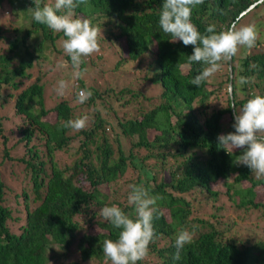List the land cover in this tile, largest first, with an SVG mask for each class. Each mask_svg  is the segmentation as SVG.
<instances>
[{
	"label": "trees",
	"instance_id": "obj_1",
	"mask_svg": "<svg viewBox=\"0 0 264 264\" xmlns=\"http://www.w3.org/2000/svg\"><path fill=\"white\" fill-rule=\"evenodd\" d=\"M22 1L23 13L10 16L15 25L6 22L3 29L0 17V132L6 110L13 111L21 117L17 129L26 149L16 159L22 171L14 172V158L2 148L0 164L10 166L7 172L11 177L4 182L0 170V264H105L102 242L115 240L119 230L104 221L98 209L116 204L134 217V206L127 201L131 184L143 185L150 195L161 198L153 219L156 238L147 257L137 264H264V240L241 243L223 235L209 220L189 218L185 194L198 190L214 198L220 190H212L211 184L218 180L236 207L260 209L264 214V200L259 198V190L264 192V178L233 162L239 150L231 155L218 150V134L234 131L229 107L232 100L227 94L226 107L205 112V101L213 89L208 81L199 87L190 83L203 65L189 64L193 46L171 42L162 32L158 23L162 0H88L87 5L76 9L78 16L101 29L99 42L106 45L103 55L116 53V65L130 60L138 64L143 55L156 63L161 87L157 103L135 106L131 114V103L138 93L129 86L113 91L78 84L70 57L62 48L63 33H54L36 22L33 0ZM45 1L42 4L53 2ZM260 1L204 0L193 9L192 22L201 33L208 24H215L219 31ZM256 45L264 46V41ZM57 67L71 72L67 76L76 82V92L80 85L91 90V98L80 104L74 92L71 97L76 105L68 98H59L51 108L45 107L39 79L45 70L51 72ZM231 70L234 95L237 90L246 95L235 97L237 108L255 95H264V49H242L238 59H231ZM240 76L254 77V81L241 86ZM65 77L55 76L53 80ZM224 81H228L227 72ZM109 95L119 99L116 110L96 109L99 100ZM142 96L148 101L152 98ZM76 108L84 111L77 113ZM224 113L229 124L221 121ZM85 115V129L63 127L67 120ZM37 139L43 141L42 150L29 144ZM62 151L68 159L60 157L58 152ZM25 178L30 181L29 192L20 185ZM242 181L248 185H240ZM100 186L109 187V191H102ZM14 203L20 204L16 211ZM13 222L15 229L10 227ZM90 224L99 231H85ZM82 229L85 232H79ZM181 229L190 231L193 240L181 251L180 260H173L175 237ZM71 248L76 259L66 261Z\"/></svg>",
	"mask_w": 264,
	"mask_h": 264
},
{
	"label": "clouds",
	"instance_id": "obj_2",
	"mask_svg": "<svg viewBox=\"0 0 264 264\" xmlns=\"http://www.w3.org/2000/svg\"><path fill=\"white\" fill-rule=\"evenodd\" d=\"M87 2L88 0H53L52 3L42 4V0H33V19L54 33H63L65 39L62 48L70 57L74 78H81L83 75V58L100 51L99 41L103 35L91 20L76 14V9L87 5ZM203 3L204 0H162L158 19L162 32L171 37V42L180 41L185 46H193L192 54L188 55L189 64L203 65L201 71L190 81L197 87L209 81L220 70L222 63L231 61L241 47L249 50L254 48L258 39L254 24L240 25L238 21L219 31L215 24H208L204 33H201L192 22V12ZM253 81L254 77L240 76L238 84L243 86ZM231 84L227 86V94L232 100L229 107L233 108L234 131L218 134L217 148L225 150L229 155L239 150L233 162L237 166H246L257 178H264V95H255L237 108L235 90ZM67 88V81H57L56 95L63 97ZM92 95L91 90L80 89L77 101L83 104ZM87 124L88 117L85 115L67 120L63 127L81 131ZM129 188L127 201L134 206V217L116 204L105 205L99 210L103 220L119 230L115 240L105 239L102 242L105 264H137L147 257L149 245L156 238L153 219L159 212L157 201L161 198L150 195L143 185L131 184ZM192 240L193 234L187 229H181L177 233L173 260H180L181 251Z\"/></svg>",
	"mask_w": 264,
	"mask_h": 264
},
{
	"label": "rangeland",
	"instance_id": "obj_3",
	"mask_svg": "<svg viewBox=\"0 0 264 264\" xmlns=\"http://www.w3.org/2000/svg\"><path fill=\"white\" fill-rule=\"evenodd\" d=\"M46 1L50 2L48 0ZM21 2L23 1L4 0V5H0V17L2 20L3 29H5L7 23H9L10 26L15 25L14 22L10 19V16L13 15L14 17H19V13H23L22 6L20 5ZM238 22L240 25L254 24L258 31L257 42L264 41V0L260 1L258 3V6H256L255 8L245 12L239 18ZM19 36L20 34L17 35V37ZM105 46L106 45L101 44L100 51L98 53H94L89 57L83 58L85 59L84 66L81 68V70L83 71V75L81 78H76L77 83L93 87L97 90L103 88H112L113 91H116L117 89L125 86H129L132 89V92L138 93V95L134 98L133 103H131L130 114L133 112L132 108H134L135 106L145 108L156 104L158 100L157 96L161 91V87L158 82V67L156 66V63L154 61H151V57H146V55H143L142 57H140L141 59L138 64L137 61L132 62V60H130L116 65V60L118 59L117 54L115 53L114 55H111L107 53L103 55V53L105 52ZM242 49L253 52L256 50H263L264 46L256 45L250 50L241 47L236 55V59L239 58ZM95 55H99L100 57H94ZM226 72V64L222 63L220 70L208 81L209 87L213 89V93L209 95L208 99L205 101L206 113H209L215 109L224 108L227 105V82L224 81ZM70 73V71L63 70L61 67L52 69L51 72H47L45 70L44 76L39 79V83L43 86L45 107L51 108V106L59 98H68V102L71 105H76V100L71 97V93L76 92V82L74 80L73 82L70 81L67 76ZM55 76H66L63 80L67 81L68 88L66 89V93L63 97H60L55 93L56 86L54 87V85L57 84V81L61 80L60 78H57V80H53ZM212 84H214V86H211ZM79 88L83 89L81 88V85L79 86ZM142 94L152 96V98L150 99V101L144 100L142 99ZM245 96V91L237 90L235 93L236 99H241ZM115 97L109 95L108 97L99 100V103H97L96 105V109L100 108V111H102L103 107L105 110L115 111L117 105L119 104V99L116 100ZM6 111V113L8 114L1 122L2 131L0 132V159L3 155L2 148L5 147L8 156L14 158L11 165V167L13 166L12 170L14 172H21L22 164L16 160L24 154V151H26L23 143L19 139L21 135L19 134V131L17 129L18 124H22L21 117L16 116L13 111ZM75 111L77 113H82L81 111H84V109L80 110L76 108ZM89 113L91 112L89 111ZM226 114L227 113H224L221 121L229 124L230 121L228 120ZM122 116L123 114L121 115V117ZM3 137H5V139ZM29 144L34 145L38 150H42L44 147L43 141L41 139L32 140ZM58 153L61 154L60 157L68 159V155L63 151ZM140 153L142 152L140 151ZM8 167H10L8 164H0V170L2 171L1 178L6 183L8 181V177H11L7 172L9 171V169H7ZM127 177H129V174L127 175ZM239 184L242 186H247L248 182L242 181ZM20 185L25 186L27 192L30 191L29 179L25 178ZM122 186L125 187L126 185ZM211 188L212 190H220L219 194L214 198L201 193L198 190H194L185 194V198L188 200L190 208L189 218L192 219L193 217H198L205 221L209 220L214 223V227L220 230L223 235L232 237L237 241H240L241 243H243L245 240H248L247 242L264 240V214H262L260 209H244L236 207L235 203L227 199L225 194L223 193L224 183L221 180H218L211 184ZM100 189L105 192L109 191V187L106 186H100ZM6 195L7 193H5V197ZM11 195L12 194L8 196L10 200ZM259 198L264 200V192L262 190H259ZM6 203L9 204L7 199ZM14 206L16 208L15 211L20 208L19 203H14ZM99 210L100 209H98V212ZM15 224V222L11 223V229L14 228ZM83 231L84 229L79 230V232ZM85 231L94 233L99 231V229L95 224H90L86 227ZM159 244H162V242H159ZM75 259L76 251L74 248H71V255L66 261ZM53 264H57V262ZM108 264H110V262H108Z\"/></svg>",
	"mask_w": 264,
	"mask_h": 264
},
{
	"label": "water",
	"instance_id": "obj_4",
	"mask_svg": "<svg viewBox=\"0 0 264 264\" xmlns=\"http://www.w3.org/2000/svg\"><path fill=\"white\" fill-rule=\"evenodd\" d=\"M250 7H251V6H248L247 8H245V9L243 10V12L240 13V15L243 14L244 12H246ZM227 73H228V81H227V86H228L229 84H231V80H232V74H231V61L228 62V65H227ZM230 105H231V104H230ZM230 109H231V114H232V116H233V108L230 107Z\"/></svg>",
	"mask_w": 264,
	"mask_h": 264
}]
</instances>
